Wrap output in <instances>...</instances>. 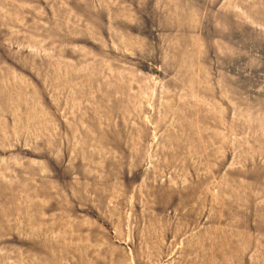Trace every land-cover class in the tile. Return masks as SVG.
Here are the masks:
<instances>
[{
  "label": "rangeland",
  "instance_id": "374dc122",
  "mask_svg": "<svg viewBox=\"0 0 264 264\" xmlns=\"http://www.w3.org/2000/svg\"><path fill=\"white\" fill-rule=\"evenodd\" d=\"M0 264H264V0H0Z\"/></svg>",
  "mask_w": 264,
  "mask_h": 264
}]
</instances>
